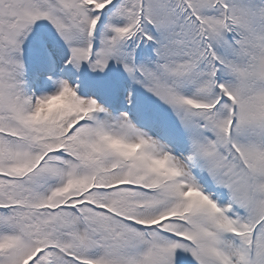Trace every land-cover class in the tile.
I'll return each mask as SVG.
<instances>
[{"label":"snow or ice","instance_id":"6c2138e0","mask_svg":"<svg viewBox=\"0 0 264 264\" xmlns=\"http://www.w3.org/2000/svg\"><path fill=\"white\" fill-rule=\"evenodd\" d=\"M0 264H264V0H0Z\"/></svg>","mask_w":264,"mask_h":264}]
</instances>
